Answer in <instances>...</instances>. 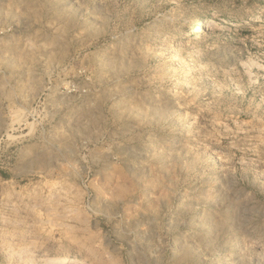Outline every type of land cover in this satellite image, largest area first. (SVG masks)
<instances>
[{
	"label": "rangeland",
	"instance_id": "obj_1",
	"mask_svg": "<svg viewBox=\"0 0 264 264\" xmlns=\"http://www.w3.org/2000/svg\"><path fill=\"white\" fill-rule=\"evenodd\" d=\"M62 258L264 264V0H0V264Z\"/></svg>",
	"mask_w": 264,
	"mask_h": 264
},
{
	"label": "bare ground",
	"instance_id": "obj_2",
	"mask_svg": "<svg viewBox=\"0 0 264 264\" xmlns=\"http://www.w3.org/2000/svg\"><path fill=\"white\" fill-rule=\"evenodd\" d=\"M213 30H218L220 29L218 26H213L212 28ZM67 259L66 258H62V259H54L50 262H48L47 264H66Z\"/></svg>",
	"mask_w": 264,
	"mask_h": 264
}]
</instances>
